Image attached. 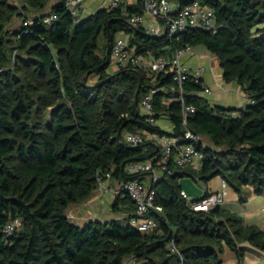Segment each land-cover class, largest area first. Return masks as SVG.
Listing matches in <instances>:
<instances>
[{
  "label": "trees",
  "instance_id": "trees-1",
  "mask_svg": "<svg viewBox=\"0 0 264 264\" xmlns=\"http://www.w3.org/2000/svg\"><path fill=\"white\" fill-rule=\"evenodd\" d=\"M16 1L0 0V264H221L226 247L241 264L245 253L264 251V230L221 205L190 209L179 182L191 176L206 185L220 177L240 201L244 189L264 196V0H198L214 11L218 31L172 36L128 23V16L143 13L141 0L78 17L65 0ZM14 18L21 23L11 28ZM119 33L137 54L154 58L204 46L217 57L224 81L247 94L249 107L211 104L200 94L202 81L189 79L182 98L194 112L184 125L171 74L153 78L130 65L110 70L107 51ZM151 89L152 116L165 117L170 131L140 110ZM187 129L205 138L198 142L203 163L198 171L171 167L152 183L163 208L157 230L141 232L130 223L135 205L123 193L113 195L122 217L79 224L68 215L70 205L95 191L98 175L109 173L114 183L145 180L146 173L125 167L153 158L157 147L131 146L125 132L179 137ZM15 219L18 226L6 232ZM171 240L182 259L169 252Z\"/></svg>",
  "mask_w": 264,
  "mask_h": 264
},
{
  "label": "built area",
  "instance_id": "built-area-1",
  "mask_svg": "<svg viewBox=\"0 0 264 264\" xmlns=\"http://www.w3.org/2000/svg\"><path fill=\"white\" fill-rule=\"evenodd\" d=\"M82 1L65 0L66 8L73 16L78 17L80 15L83 8ZM123 1L107 0V6L109 9H113L120 6ZM141 1L143 13L128 16V23L134 27L141 26L148 34L161 35L166 31L169 36H172L188 29L204 30L213 34L218 31L219 27L214 11L198 0H192L182 6H172L169 0ZM191 49V46L177 49L170 57L143 56L137 54L134 48L128 45V39L124 34H117L109 48V57L116 68L130 65L142 69L148 76L153 78L161 72L171 74L181 94L182 122L186 125L188 115L194 112V106L184 102L182 98L183 88L189 79L195 83H200L203 74L202 68L191 70L182 61L183 56L190 53ZM154 92L155 89H151L145 93L139 103L140 110L149 116L148 120L152 124H156V120L152 116V96ZM209 93L210 88L203 86L200 94L206 95ZM123 141L131 146L151 142L157 147V154L153 158L132 161L125 167L126 171L131 174L146 173L148 180L142 181L135 177L110 186L106 181L111 180V175L106 173L98 175L95 191L112 195L119 193L128 195L135 205L134 216L130 219V223L141 232H153L158 228L156 216L163 214V208L155 202L156 191L152 187V183L157 182L164 171H168L171 167L200 170L204 152L199 147L198 142L202 141V135L188 129L179 137L160 135L154 130H137L125 132ZM226 193L227 183L225 180H220V186L216 191L203 194L196 199L188 197L184 191L181 192L186 199V205L196 211H208L222 205ZM18 223L17 219L7 222L5 231L9 233L14 231ZM168 249L170 253L178 255L180 259L183 258L173 240L169 242Z\"/></svg>",
  "mask_w": 264,
  "mask_h": 264
},
{
  "label": "crops",
  "instance_id": "crops-1",
  "mask_svg": "<svg viewBox=\"0 0 264 264\" xmlns=\"http://www.w3.org/2000/svg\"><path fill=\"white\" fill-rule=\"evenodd\" d=\"M139 0H124L123 5H134ZM172 6H177L175 1L169 0ZM83 9L81 15H90L96 12L100 8H108L107 0H83ZM109 9V8H108ZM161 24V23H160ZM124 34V33H119ZM125 35V34H124ZM128 39V36L125 35ZM183 63H185L191 70L202 68V84L210 88V93L203 95L211 104L221 105L228 108H241L249 102L247 94L241 89V87L236 82H225L222 77V69L219 65L217 57L209 52L204 46L198 45L191 49L190 53H187L182 58ZM114 65V64H113ZM111 64L112 69L115 67ZM156 124L159 125L164 130H171V124L169 121L162 117L156 120ZM189 177V176H186ZM218 178V177H216ZM216 178L210 180L206 185L201 184L195 180V183L191 182L188 178L182 177L179 182L181 184L182 190L191 198H199L206 192L216 191L220 186V181L218 184L211 185L212 181ZM146 180V178H145ZM221 180V179H220ZM95 192V191H94ZM107 196V194H105ZM229 196V191L227 188L226 197ZM228 203L224 200L221 205L222 208H226ZM97 218V217H94ZM89 219V218H88ZM81 224L82 222H78ZM229 253L226 255L224 252L221 254L222 263L224 259L230 258V264H238V260L235 253L229 249ZM258 253V254H256ZM257 257L260 259L257 260ZM241 264H264V251H254L247 252L244 255Z\"/></svg>",
  "mask_w": 264,
  "mask_h": 264
},
{
  "label": "rangeland",
  "instance_id": "rangeland-1",
  "mask_svg": "<svg viewBox=\"0 0 264 264\" xmlns=\"http://www.w3.org/2000/svg\"><path fill=\"white\" fill-rule=\"evenodd\" d=\"M10 1H12L15 4H19L18 1L16 0H10ZM20 23L21 21L18 18H14L11 24V28L19 26ZM105 50H106V46L103 43V40L101 39V51H105ZM114 69H116V67L112 69V67L110 66V70H114ZM202 140L205 142V138L203 136H202ZM184 178H188L191 182L197 184L195 182V179L191 176ZM146 180H148L147 176H146ZM219 181H220V177L212 181L211 185L218 184ZM106 183L110 186H114V182L112 180H107ZM228 191H229V196L225 198V201L228 203V205L225 206L226 211L235 214L237 216H240L244 224L255 225L259 229L264 230V196L248 193L249 189L247 190L244 189L241 195L242 197L245 198V200L240 201L239 199L240 194L234 191L232 187L228 186ZM246 191L247 194L245 195L244 193ZM105 194H107V196H105ZM114 200H115V196H113L112 194L100 193L95 191L84 201L70 205L67 209V213L71 217V219L75 220L76 222H83L88 218H94V217L104 220L111 217L124 216V213L122 212L120 205H119L120 207L114 208ZM223 252L226 255L227 253L230 252L229 248L226 247ZM229 259L230 258L224 259V262L221 264H230L231 261ZM258 259L260 258L257 257V260Z\"/></svg>",
  "mask_w": 264,
  "mask_h": 264
},
{
  "label": "water",
  "instance_id": "water-1",
  "mask_svg": "<svg viewBox=\"0 0 264 264\" xmlns=\"http://www.w3.org/2000/svg\"><path fill=\"white\" fill-rule=\"evenodd\" d=\"M164 34H166V31L164 32ZM107 55H109V50L107 51ZM249 105H250V104L247 102V103L244 105V107L247 108V107H249Z\"/></svg>",
  "mask_w": 264,
  "mask_h": 264
}]
</instances>
